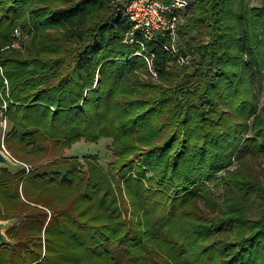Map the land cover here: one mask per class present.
<instances>
[{"label": "trees", "instance_id": "16d2710c", "mask_svg": "<svg viewBox=\"0 0 264 264\" xmlns=\"http://www.w3.org/2000/svg\"><path fill=\"white\" fill-rule=\"evenodd\" d=\"M132 1L0 0L8 150L38 160L50 142L111 138L117 156L109 171L92 155L0 169V220H16L17 242L0 264H264V170L219 176L264 156V0L177 10L185 67L168 37L126 41ZM18 27L25 50L6 49Z\"/></svg>", "mask_w": 264, "mask_h": 264}, {"label": "built area", "instance_id": "2783aa9c", "mask_svg": "<svg viewBox=\"0 0 264 264\" xmlns=\"http://www.w3.org/2000/svg\"><path fill=\"white\" fill-rule=\"evenodd\" d=\"M188 5L189 0H172L171 3L162 0H133L127 8V14L134 23V28L126 41L135 42L134 32H141L150 41L159 42L161 36L168 37L171 42L165 46V49L171 53L175 62L180 67L191 66L194 57L183 54L178 45L180 15L177 14V10H184ZM24 40L22 29L18 28L14 33L13 43L6 49H22ZM7 110L6 104L2 107L0 119L1 146L5 150L4 141L9 129Z\"/></svg>", "mask_w": 264, "mask_h": 264}, {"label": "rangeland", "instance_id": "374dc122", "mask_svg": "<svg viewBox=\"0 0 264 264\" xmlns=\"http://www.w3.org/2000/svg\"><path fill=\"white\" fill-rule=\"evenodd\" d=\"M22 29L21 27H18ZM23 32V30H22ZM24 33V32H23ZM24 35V34H23ZM194 34L189 33L187 34V37H193ZM25 37V36H24ZM29 36L25 37V43L29 40ZM199 41V39L194 38L193 42ZM26 45V44H25ZM25 50V47L23 48L22 51ZM6 86L9 87V82L6 81ZM7 104L8 108V102L5 101L4 105ZM2 106V107H3ZM1 111L0 110V116H1ZM1 119V117H0ZM10 131V130H9ZM0 144H2V136L0 134ZM5 144V143H4ZM46 150L43 152L41 155V158L38 160H35L34 158H26V159H18L17 157H14L12 153L8 150L7 145L5 144L7 152L12 156V158L15 160L16 163H20V165L26 166L30 170L35 169V168H40L41 166L47 165L51 163L52 161H58V160H63L64 158H77L81 161L82 164H86L88 156H96L98 157L99 160V165L104 169L105 171H109V166L110 164L117 159V156L114 151L113 147V139L111 138H102L99 142H88L87 140H82L80 142L75 143L73 146L70 148H61L59 146H55L53 143H47L46 144ZM30 159V160H27ZM239 169V170H237ZM230 170H237L241 171V175L245 177H260V175L263 173L264 170V156L260 157H253V156H246L243 159H238L234 162V164L228 168L227 170H224L219 173V176L225 175L226 172ZM122 186L124 187V183L122 182ZM208 186L212 188L213 193L218 195L219 191L217 188L214 187L213 183H209ZM236 195V193H235ZM128 201L127 205V210L128 213H126L124 216L127 217V219H130L132 217V208H131V203L130 200L128 199L127 195H125ZM240 200H242V197L239 195L238 196ZM244 203V202H243ZM249 205L251 213L253 217H258L259 216V211H260V201L257 200H251L248 201V203H244ZM204 209L205 207L202 206Z\"/></svg>", "mask_w": 264, "mask_h": 264}, {"label": "water", "instance_id": "95a60500", "mask_svg": "<svg viewBox=\"0 0 264 264\" xmlns=\"http://www.w3.org/2000/svg\"><path fill=\"white\" fill-rule=\"evenodd\" d=\"M26 166L16 163L12 156L0 144V169H8L17 172L25 169ZM16 223L15 219L0 220V246H15L16 241L11 240L7 234L8 230Z\"/></svg>", "mask_w": 264, "mask_h": 264}]
</instances>
